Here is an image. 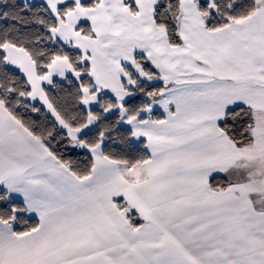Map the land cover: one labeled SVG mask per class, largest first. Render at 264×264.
<instances>
[{
  "label": "crops",
  "instance_id": "obj_1",
  "mask_svg": "<svg viewBox=\"0 0 264 264\" xmlns=\"http://www.w3.org/2000/svg\"><path fill=\"white\" fill-rule=\"evenodd\" d=\"M89 1L19 0L50 12L73 5L51 34L90 67L81 109L90 113L100 96L112 98L115 107L103 109L104 118L117 113L119 128L130 133L131 144L143 146L148 161L115 164L102 155L103 138L96 147L80 142L97 126L92 116L76 130L61 122L45 90L66 76L76 83L84 78L65 59H55L37 78L28 55L4 47L5 65L24 78L28 101L91 158L92 171L76 179L0 104V188L39 221L23 236L0 221V264H231L233 248L252 245L240 209L246 204L253 210L264 193V7L210 32L197 11L200 0H179L181 45L174 48L155 26L154 0L137 19L123 10L114 19L104 0L82 8ZM84 25L91 36L77 32ZM135 54L158 73L155 81ZM130 74L164 86L134 117L123 108L132 98ZM238 107L258 115L251 144L239 148L219 128L227 111ZM214 178L227 188L210 187Z\"/></svg>",
  "mask_w": 264,
  "mask_h": 264
},
{
  "label": "trees",
  "instance_id": "obj_2",
  "mask_svg": "<svg viewBox=\"0 0 264 264\" xmlns=\"http://www.w3.org/2000/svg\"><path fill=\"white\" fill-rule=\"evenodd\" d=\"M100 0H90L82 8L93 9ZM200 0L197 11L202 17L206 30L212 32L234 24L237 21L258 12L264 7V0ZM73 5L60 7L56 13H51L48 8L40 3L35 5H22L19 0H0V104L28 133L33 136L48 153L57 159L66 170H69L76 179L90 176L92 160L84 152L72 146L67 135L62 133L46 112L37 104L29 100L30 90L21 75L5 65L2 55L4 47H13L22 50L29 56L35 67L37 78L45 75L47 68L55 59H65L73 72L82 74L84 78L76 83L71 77L66 76L63 82L54 80L51 88L45 90V97L51 108L64 125L71 130L83 128L92 116L98 123L88 135L79 141L85 146L96 147L100 138L105 140L102 155L111 162L119 165L134 167L144 164L149 156L143 146H134L130 141V133L118 126V114L109 119L103 116V109L115 107L112 98L100 96L98 108L85 113L80 106L81 87H90L87 74L90 71L88 64H82V56L69 45L54 41L53 29L58 28L64 21L66 13L73 10ZM179 0H159L154 11L155 26L161 28L169 46L181 45L176 21L179 17ZM77 32L91 36L86 25L79 26ZM141 71L148 79L155 81L158 78L150 64L140 56L135 57ZM134 85L132 98L123 108L129 117L136 116L141 110L149 106L150 102L158 97L163 89V84L155 86L141 82L134 74H130ZM257 113L251 109L238 107L227 111L219 128L232 140L236 147L251 144L252 130L257 120ZM222 178L209 181L212 188H227ZM14 219L13 221H11ZM0 220H2L16 236L34 231L39 221L26 212L25 207L18 201L7 196L0 188ZM134 224V223H133ZM135 225V224H134Z\"/></svg>",
  "mask_w": 264,
  "mask_h": 264
},
{
  "label": "rangeland",
  "instance_id": "obj_3",
  "mask_svg": "<svg viewBox=\"0 0 264 264\" xmlns=\"http://www.w3.org/2000/svg\"><path fill=\"white\" fill-rule=\"evenodd\" d=\"M208 1L210 4L212 3L211 0ZM155 2H157V5L159 4V0H154V3ZM147 4H152V3L148 0H104L103 6L105 9H109L111 11L114 19L118 18L122 10L125 14L129 13V15L137 19L138 17H141V15L143 16L148 11H151L149 7H147ZM157 5H155L154 7L153 15ZM51 13H56V12L52 11ZM200 18L202 21L201 16ZM136 56L139 55L135 54V57ZM253 174L254 173H252V177ZM1 190L5 193V191L2 188ZM256 203L257 202L254 201L253 210L248 209L246 204L243 206L242 209H240V210L244 209L245 220H247L248 237L252 238V241H248V243H252V245H247L242 248H233L231 250V256H232L231 264H264V193H259V203L258 205ZM251 205L249 204V208H251L250 207ZM13 220L14 219H12L11 221ZM0 221L9 230H11L10 227L14 225V223L11 222L10 223L11 226L9 227L2 220ZM11 231L14 233L13 230Z\"/></svg>",
  "mask_w": 264,
  "mask_h": 264
}]
</instances>
